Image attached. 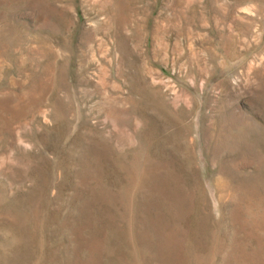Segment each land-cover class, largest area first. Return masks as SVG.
<instances>
[{
	"label": "rangeland",
	"instance_id": "rangeland-1",
	"mask_svg": "<svg viewBox=\"0 0 264 264\" xmlns=\"http://www.w3.org/2000/svg\"><path fill=\"white\" fill-rule=\"evenodd\" d=\"M0 264H264V0H0Z\"/></svg>",
	"mask_w": 264,
	"mask_h": 264
}]
</instances>
